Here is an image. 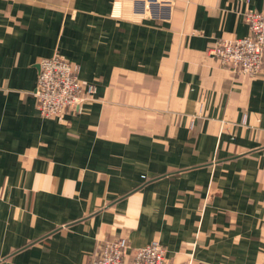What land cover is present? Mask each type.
<instances>
[{"label":"crops","instance_id":"obj_1","mask_svg":"<svg viewBox=\"0 0 264 264\" xmlns=\"http://www.w3.org/2000/svg\"><path fill=\"white\" fill-rule=\"evenodd\" d=\"M250 10L264 0H173L162 21L131 0H0V264H91L119 237L168 264H264V70L209 54ZM56 54L96 87L63 120L34 95Z\"/></svg>","mask_w":264,"mask_h":264},{"label":"built area","instance_id":"obj_2","mask_svg":"<svg viewBox=\"0 0 264 264\" xmlns=\"http://www.w3.org/2000/svg\"><path fill=\"white\" fill-rule=\"evenodd\" d=\"M135 12L157 20L171 17L173 0H131ZM250 32L247 36L216 41L209 54L221 65L233 70L258 75L264 70V11L246 13ZM34 95L37 109L44 117L63 120L93 97L94 84L84 85L79 66L60 54L43 58ZM132 249V251H131ZM131 251V254H129ZM91 264H168L166 247L158 240L133 248L125 237L102 243Z\"/></svg>","mask_w":264,"mask_h":264}]
</instances>
